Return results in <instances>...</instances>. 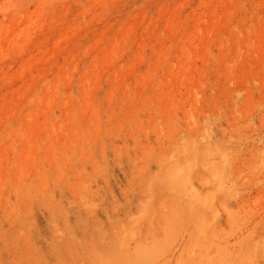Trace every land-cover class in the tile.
<instances>
[{"label":"rangeland","instance_id":"374dc122","mask_svg":"<svg viewBox=\"0 0 264 264\" xmlns=\"http://www.w3.org/2000/svg\"><path fill=\"white\" fill-rule=\"evenodd\" d=\"M0 264H264V0H0Z\"/></svg>","mask_w":264,"mask_h":264}]
</instances>
